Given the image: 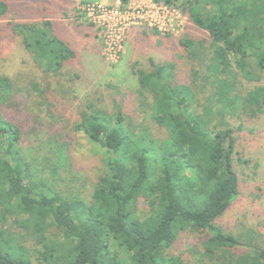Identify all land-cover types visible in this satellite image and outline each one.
Here are the masks:
<instances>
[{
  "label": "trees",
  "instance_id": "1",
  "mask_svg": "<svg viewBox=\"0 0 264 264\" xmlns=\"http://www.w3.org/2000/svg\"><path fill=\"white\" fill-rule=\"evenodd\" d=\"M153 1L186 16L183 54L133 65L129 113L120 92L112 111L87 104L78 113L75 129L102 152L85 197L68 190L61 173L74 170L24 97L55 107V87L80 78L75 44L49 13L17 20L15 0H0V49L14 45L40 70L27 87L0 72V264H264L263 233L218 223L238 194L237 132L264 116V0ZM147 30L156 45L170 36ZM45 136L51 167L23 147ZM182 234L193 238L169 253Z\"/></svg>",
  "mask_w": 264,
  "mask_h": 264
},
{
  "label": "rangeland",
  "instance_id": "2",
  "mask_svg": "<svg viewBox=\"0 0 264 264\" xmlns=\"http://www.w3.org/2000/svg\"><path fill=\"white\" fill-rule=\"evenodd\" d=\"M146 1L128 0V3L143 5ZM15 3L13 6L18 9L17 20H32L40 13H49L78 51L79 57L74 70L80 74V78L75 83L55 87L58 94L55 97L57 100L53 101L55 107L49 108L42 99L26 95L27 92L24 97L26 110L47 123L49 128H44L48 131L46 136L51 138L57 148L63 150L66 165L70 164L74 170L71 177L67 173H61L67 176L68 190L88 197L101 172L102 152L82 132L75 129L78 113L87 104L112 111L113 103L122 98L118 92L124 96L125 112L134 110L133 91L137 82L132 74L133 65L137 62L138 66L147 65L148 59L153 56H167L171 53L177 57L183 54L177 47L176 38L184 33L187 25L181 33L161 38L159 45H156L157 37L147 30L149 28L130 26L124 30L123 46L118 59L113 60L107 55L103 31L81 12V8L86 3L109 6L114 0H15ZM173 7L182 13L179 6ZM7 48L0 49V72L14 76L25 87L34 80L38 81V67L25 57L23 59L14 45L9 46L8 50ZM178 63L182 67L188 65L183 58H179ZM261 82L264 83V75ZM153 133L156 137H161L164 131L154 129ZM46 136L41 139L42 143H39L40 140L35 141L33 137H27L23 147L31 149L33 155L49 157L51 167L56 161L53 159L55 149L52 153L48 151L50 143L44 140ZM234 158V169L239 179L238 194L218 223L234 233L245 225L264 234V116L246 122L237 132ZM192 238L189 234H182L169 253H178Z\"/></svg>",
  "mask_w": 264,
  "mask_h": 264
},
{
  "label": "built area",
  "instance_id": "3",
  "mask_svg": "<svg viewBox=\"0 0 264 264\" xmlns=\"http://www.w3.org/2000/svg\"><path fill=\"white\" fill-rule=\"evenodd\" d=\"M81 12L103 31L107 55L113 60L118 59L124 30L130 26H144L160 35H175L188 23L186 16L173 6L153 0H147L143 5L119 0L109 6L86 3Z\"/></svg>",
  "mask_w": 264,
  "mask_h": 264
}]
</instances>
